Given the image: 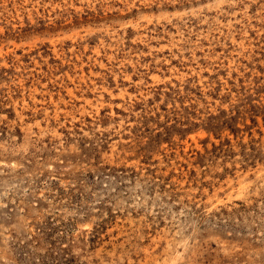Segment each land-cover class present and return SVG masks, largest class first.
<instances>
[{"label":"rangeland","instance_id":"obj_1","mask_svg":"<svg viewBox=\"0 0 264 264\" xmlns=\"http://www.w3.org/2000/svg\"><path fill=\"white\" fill-rule=\"evenodd\" d=\"M0 264H264V0H0Z\"/></svg>","mask_w":264,"mask_h":264}]
</instances>
